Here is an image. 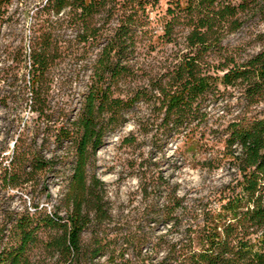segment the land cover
Returning <instances> with one entry per match:
<instances>
[{
  "label": "trees",
  "instance_id": "16d2710c",
  "mask_svg": "<svg viewBox=\"0 0 264 264\" xmlns=\"http://www.w3.org/2000/svg\"><path fill=\"white\" fill-rule=\"evenodd\" d=\"M162 1L46 0L34 12L35 36L29 52L19 48L7 53L12 63L0 67V84L8 77L18 84L15 93L8 90L0 97V103L6 104L13 93L48 123L47 76L55 61L70 50L71 42L76 55L101 45L78 115L52 132L58 148L66 145L62 162L70 167L60 200L63 215L40 204H32V212H2L0 264H45L32 256L38 243L51 254L53 261L48 264H101L96 261L104 256L101 240L94 235L85 244L83 237L92 225L111 218L103 183L89 176L104 138L126 122L128 111L143 103L150 108L152 138L182 135L185 143L201 144L193 132L207 122L205 102L230 89L243 98L246 110L223 126L217 140L222 149L203 162L209 169L226 165L230 181L212 198L196 204L188 205L173 193L166 216L178 238L162 246L159 239L149 256L138 250L133 260L124 259V251L119 250V263L111 260L112 255L107 260L112 264H264V44L241 61L222 44L226 35L248 21L264 22V0H165V11L154 22L151 14ZM9 3L0 0V26ZM110 22L114 25L107 27ZM65 27L75 31L73 40L60 34ZM259 38L264 41V34ZM164 45H171V54L154 74L135 62L140 46L150 53ZM143 75L146 82H139ZM54 159L20 149L15 142L0 172V185L35 189L42 173L59 164ZM45 230L53 233L44 242Z\"/></svg>",
  "mask_w": 264,
  "mask_h": 264
},
{
  "label": "rangeland",
  "instance_id": "374dc122",
  "mask_svg": "<svg viewBox=\"0 0 264 264\" xmlns=\"http://www.w3.org/2000/svg\"><path fill=\"white\" fill-rule=\"evenodd\" d=\"M45 1L10 0L0 26V67L12 63L7 53L19 48L29 52L35 36L34 12ZM165 8L163 0L152 12L151 19L155 22ZM112 25L114 23L110 22L107 27ZM157 30H160L159 26ZM60 34L70 41L75 37V31L67 27L61 29ZM259 34H264V22L250 20L240 30L226 35L222 44L228 53H234L241 61L261 49L264 41ZM70 46V50L55 61L47 76L46 109L51 121L47 123L44 118H39L29 102L17 101L13 93L6 104L0 103V172L7 165L15 142L20 149L36 150L45 158L55 157V162L59 163L52 171L42 173L35 189L0 185V214L26 209L32 212V204H40L48 211L55 207L63 215L60 200L70 167L62 162L66 145L58 148L52 132L61 122L78 115L91 80L92 65L101 47L93 45L76 55L72 42ZM171 49V45L158 46L149 53L145 46H140L135 62L142 70L154 74L164 58L171 54ZM146 78L145 75L139 77V82H146ZM7 83L12 85L6 86ZM17 84L14 78L8 77L5 84H0V97L7 95L8 90L15 93ZM203 110L207 122L193 132L197 139L201 138V144L185 143L182 135L169 140L161 135L152 138L150 108L143 103L128 111L126 122L104 138L102 147L92 159L89 176L94 175L103 183L104 201L111 218L100 225H92L83 237L85 244H90L94 235L99 238L98 242L101 240L104 256L96 261L112 264L111 260L116 259L119 263V250L124 251V259L130 260L138 250L142 256L152 255L153 246L159 239H162V246L179 236L166 216L173 193L185 198L188 205L196 204L212 198L230 181L231 170L226 165L209 169L203 162L222 149V144L217 142L219 132L229 120L246 110L245 102L238 92L230 89L224 96L206 101ZM52 233L45 230L41 238L45 242ZM111 255V260H107ZM32 256L45 264L53 261L51 254L43 250L42 243L33 249Z\"/></svg>",
  "mask_w": 264,
  "mask_h": 264
}]
</instances>
